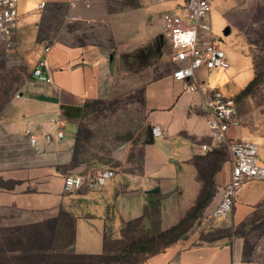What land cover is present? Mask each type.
Returning <instances> with one entry per match:
<instances>
[{"label": "crops", "instance_id": "0c3cea01", "mask_svg": "<svg viewBox=\"0 0 264 264\" xmlns=\"http://www.w3.org/2000/svg\"><path fill=\"white\" fill-rule=\"evenodd\" d=\"M43 2L46 5L40 8ZM186 2L152 0L146 6L138 2L130 8L116 9L111 0H19L12 52L24 57L32 71V79L20 97L14 98L0 114V231L44 223L56 218L62 210L76 216L80 205H91L92 212L84 213L88 222L81 225L86 238H80V219L77 218L76 241L70 252L101 255L105 252L109 226L119 234L123 223L146 216V207L152 199L159 200L162 231L177 226L196 206L202 184L194 159L211 153L203 152L204 144L211 146L212 152L224 148L212 145L207 126L206 99L211 91L218 89L209 86L208 76L212 71L200 72L201 86L195 92L190 91L186 83L174 80L172 74L142 84L147 120L163 130L161 137L151 136L150 142L156 144L157 139H163L164 143L176 141L179 144L178 147L174 145L163 159L166 163L176 157L177 162L172 166L179 170L176 178L174 176V184H167L172 178L158 174L155 168L147 169L145 145L141 171L118 170L116 175L134 180L138 186L136 190L129 191L124 183L116 184L114 188L115 177L101 190L90 192L83 189L67 194L64 191L65 175L101 168L96 164L78 166L73 163L76 135L68 138L65 134L62 140L54 138L49 144L43 139L44 134L55 136L57 126L53 120H59L65 133L67 122L79 127L84 114L79 108H84L87 102L108 100L120 93L112 86L111 80L117 73L120 77L128 74L122 70L129 68V61L133 62V58L129 59L130 48L133 47L134 52L141 48L151 49L142 54V68L138 74L147 71L157 55L164 54L165 46L171 47L163 33L164 15L171 12L184 16ZM227 10L228 7L223 15L224 27L228 31L232 22L225 16ZM115 20L124 25L121 38L125 40L122 43L109 30L110 22ZM209 20L211 22L210 15ZM64 21L66 27L74 21L90 24L92 30L101 33L102 41L76 44L65 27L61 36L55 39L59 29L55 23L62 22L64 26ZM45 27L49 31L43 32ZM45 59L47 74L52 79L50 84L33 76L39 62ZM240 114L242 125L232 129L229 137L252 141L259 146V151L262 147L264 149V106L249 109L244 114L240 107ZM27 126L39 137L36 147H31L25 136ZM231 169L229 154L215 174L217 194L201 219L204 231L212 233L225 228L227 234L212 236L208 241H199L197 234L192 235L159 253L145 255L138 264H264V182H247V190L239 195L234 212L227 220L213 223L206 220L221 201L223 189L230 181ZM114 189L124 197L140 199L143 196L144 208H120V211L106 208L105 199L113 196ZM187 193L191 195L190 201L182 202ZM171 201L174 204H170ZM144 225L145 229H151L150 217L145 219Z\"/></svg>", "mask_w": 264, "mask_h": 264}, {"label": "rangeland", "instance_id": "374dc122", "mask_svg": "<svg viewBox=\"0 0 264 264\" xmlns=\"http://www.w3.org/2000/svg\"><path fill=\"white\" fill-rule=\"evenodd\" d=\"M111 1L113 8L123 9L133 7L138 2L146 6L152 0ZM226 7L228 10L225 16L232 22L228 31L224 27L223 15ZM210 17L212 26L210 37L216 39L218 45L225 51L230 68L217 69L209 73V86L212 88L220 87L230 97L238 95L237 100L243 114L249 109L262 108L264 106V0H213ZM64 20L67 21V19ZM61 23H55L57 26L59 25L58 35L55 39L61 36L62 31H64L63 27H65L71 32L76 44L102 41L101 33L92 30L88 23L74 21V23H70L69 27L65 26V21L64 26ZM122 26L124 25H119L116 20L110 22L109 30L118 37L116 39L119 43L125 40L121 38ZM44 31L49 30L45 27ZM133 49V47L129 49V59L133 58V62L129 61V68L122 70L123 73L127 71L128 74L125 73L120 77L117 73L111 80L112 86L117 87V91L120 93L108 100L87 102L84 105V114L79 121V127L74 123L67 122L65 134L66 137L71 138L78 133L79 128L81 129L77 149L79 159L76 165L96 164L101 169H113L117 173L118 170L140 172L143 146L146 145L144 148H146L145 155L148 161L147 169L155 168L158 174H165L172 178L166 182L167 184H174V176L176 178L179 170L176 166H172L177 162L174 159L176 157L174 156L166 163L163 162V159L167 152L173 150L174 145L178 147L179 144L176 141L164 143L163 139H157L156 144L150 142L154 126L147 120L142 85L157 77L172 74L173 66L170 62V56L173 54V49L172 46L166 45L164 54L157 55L156 60L151 62L149 69L141 74L138 73L141 72L142 68L140 62L142 54H147L151 49L141 48L136 52L132 51ZM201 77L204 78V75ZM31 79L32 71L26 65L21 54L17 52L8 55L0 53V114L8 108L14 98L20 97L27 82ZM218 151L229 156L226 148H220ZM208 155L195 157L194 162L205 168V162L199 158ZM259 160L264 165L263 147L259 151ZM125 161L130 163L127 165ZM122 183L127 185L129 191L136 190L138 187L131 178L128 180L118 174L114 188L116 184ZM119 192L114 189L113 196L110 199H105L106 208H113L116 211L120 208H144L143 196L140 199L124 197ZM190 197V193H187L181 201L187 203L190 201ZM172 203L174 204L173 201L170 202V204ZM91 212V205H80L79 211H77L76 216L80 219L78 223L80 224L81 239L86 238L81 225L88 222L84 219V213ZM202 217L201 215L195 222L191 223L192 226L185 230V235L180 241L195 234H197L199 241H208L212 236L227 234L225 228L216 229L212 233L204 231L202 229ZM4 231L0 235V264H63L67 262L64 259V255L70 251V249L65 248L68 239L67 231L58 230L54 243L52 240L49 247L41 244L39 239L31 238L32 236H29L28 231L23 232L26 237L22 238L15 232H6V229ZM42 248H45V251H39ZM50 248L54 250L46 251ZM144 257L141 256V260Z\"/></svg>", "mask_w": 264, "mask_h": 264}, {"label": "built area", "instance_id": "2783aa9c", "mask_svg": "<svg viewBox=\"0 0 264 264\" xmlns=\"http://www.w3.org/2000/svg\"><path fill=\"white\" fill-rule=\"evenodd\" d=\"M213 0H187L183 6L184 16L168 12L164 15V36L169 40L173 54L172 77L178 82L188 85V89L195 92L201 86L199 74L217 69H229L225 51L218 45L216 39L210 37L212 26L209 20ZM19 0H0V53L8 55L14 48V36L18 26ZM46 5L43 2L40 8ZM47 61L42 60L33 72V76L45 83H52L47 74ZM208 109L207 126L210 131L212 145L228 149L231 160L230 181L223 189L222 198L212 213L206 217L208 223L227 220L234 212L237 198L245 190L247 182L257 180L264 182V166L259 160V146L248 140H234L229 137L232 129L242 125L240 104L235 97L228 96L221 89L211 91L206 99ZM57 126L55 136L44 134L46 143L54 138L58 141L65 137L59 120H53ZM163 134L160 126L152 128L154 138ZM25 136L31 147H36L39 137L30 126L25 128ZM205 154L212 152V147L204 144ZM117 172L113 169H98L87 173L64 176V191L72 194L75 191L101 190L109 181L115 179Z\"/></svg>", "mask_w": 264, "mask_h": 264}, {"label": "trees", "instance_id": "16d2710c", "mask_svg": "<svg viewBox=\"0 0 264 264\" xmlns=\"http://www.w3.org/2000/svg\"><path fill=\"white\" fill-rule=\"evenodd\" d=\"M144 92V90H143ZM83 111L84 108H79ZM81 129L76 134V142L73 148V163L78 164V144ZM205 162V168L195 162L198 171V179L202 184V192L196 206L175 227L162 231L160 229V207L159 200L152 199L146 207V216L122 224L119 234H115L111 226L107 229L105 236V252L101 255H76L70 251L64 255L67 261L63 264H138L141 256L152 255L163 251L165 248L175 244L185 235V230L190 228L201 215L203 216L207 207L212 203L217 194V186L214 180L215 174L221 168V164L228 159L227 154L222 151H213L208 156L199 158ZM206 173H205V172ZM205 173V174H204ZM147 217L152 220L151 229H145L144 221ZM77 217L64 210L60 211L56 218L44 223L36 224L27 228L6 229V232H15L16 235L24 236L28 231L31 238L39 239L41 244L54 243L56 232L59 230L68 232L66 249H71L76 241ZM5 232L0 231V235ZM48 239V240H46ZM48 241V242H47ZM54 250L50 248L46 251ZM39 251H45V248Z\"/></svg>", "mask_w": 264, "mask_h": 264}, {"label": "water", "instance_id": "95a60500", "mask_svg": "<svg viewBox=\"0 0 264 264\" xmlns=\"http://www.w3.org/2000/svg\"><path fill=\"white\" fill-rule=\"evenodd\" d=\"M152 133V132H151ZM153 136V135H152ZM76 174H79V173H76Z\"/></svg>", "mask_w": 264, "mask_h": 264}]
</instances>
